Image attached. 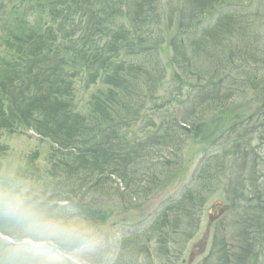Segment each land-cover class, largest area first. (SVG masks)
I'll return each mask as SVG.
<instances>
[{"label":"rangeland","instance_id":"obj_1","mask_svg":"<svg viewBox=\"0 0 264 264\" xmlns=\"http://www.w3.org/2000/svg\"><path fill=\"white\" fill-rule=\"evenodd\" d=\"M87 2L91 6L87 11H92L89 22L66 14L64 6L72 7L73 0H0V60L4 63L0 65V139L7 152L0 159V189L6 176L12 179L9 172L33 164L39 171L28 175L20 187H32L29 194L34 199L40 201L38 190L56 183L62 184L60 194L67 199L73 198L74 189L99 198L93 209L98 216L84 223L102 243L97 251L82 257L86 264H106L110 252L117 264H264V60H255L264 55V48L260 39L251 40V47L245 44L254 36L252 28H263L264 0H225L214 5L204 0H138L127 12L126 0ZM224 3L244 9L250 4L251 12L214 14L195 27L193 18L204 19ZM198 5L202 10L193 12ZM88 30L96 37L85 44L103 49L104 54L98 59V50L92 51L88 65L93 71L79 79V83L86 80V85L76 87L77 100L86 103L98 92L108 95L106 106H97L103 115L95 117L107 115L112 121L101 126L97 135L105 138L102 147L107 153L119 158L113 161L124 167L123 178L96 165L103 162L108 167L110 161L83 155L79 159L70 146L51 156L50 143L29 132L33 128L46 134L52 123L49 133L54 137L56 128L62 126L53 121L62 103L48 94L44 97L42 91L51 77L50 66L67 70L78 66L72 58L73 39ZM26 36L31 38L25 44L19 41ZM18 47L20 55L27 51L29 56L25 73H18L21 69L14 66ZM242 62L243 69L232 70L231 66ZM132 77L139 79V87L113 81ZM23 79H31L32 87L23 85ZM113 91L117 95H111ZM138 94L143 102L179 111L172 118L186 126L194 124L195 131L170 142L175 130L170 124L153 138L147 126L141 128L128 119L127 110L158 128L147 113L132 105ZM136 104L141 106V102ZM164 145L169 148L164 157L171 158L169 164H161ZM248 146L254 150L246 151ZM216 147L218 165L212 158L205 159L192 177L203 152ZM51 163L62 173L42 184V172ZM122 180L129 185L137 181L139 187L140 181L150 180L151 185L137 195L126 188L123 192ZM103 182L108 191L96 192L94 184ZM6 183L7 188L17 181ZM179 192V208L167 210ZM59 211L76 218L77 210ZM103 211L104 217L98 219ZM10 225L19 227L12 221ZM127 227L137 231L123 240L117 232L128 233ZM173 229L178 232L171 237ZM12 231L14 237L19 236L18 229ZM168 248L173 249L170 257ZM5 252L0 250V258L6 259Z\"/></svg>","mask_w":264,"mask_h":264},{"label":"clouds","instance_id":"obj_2","mask_svg":"<svg viewBox=\"0 0 264 264\" xmlns=\"http://www.w3.org/2000/svg\"><path fill=\"white\" fill-rule=\"evenodd\" d=\"M0 215L19 226L0 264H86L102 240L87 224L35 200L20 186L0 189Z\"/></svg>","mask_w":264,"mask_h":264},{"label":"trees","instance_id":"obj_3","mask_svg":"<svg viewBox=\"0 0 264 264\" xmlns=\"http://www.w3.org/2000/svg\"><path fill=\"white\" fill-rule=\"evenodd\" d=\"M217 1H223L224 2L225 0H210L209 3L214 5ZM236 50L240 51L241 48L239 47ZM225 60H226V62L229 63L228 57H226ZM117 84L125 85V80H121V81L117 82ZM66 87H70V84H67ZM63 90H65V85H63ZM110 94L115 95L116 92L113 91ZM98 104L103 105V103L99 102L96 104V108H97ZM97 112L100 115H103L104 110L102 108H97L95 111L96 115H97ZM85 116L75 117L74 120L71 121L72 124H71L70 128L68 129V133H67L68 139L76 137L81 143L85 142L89 138L92 139V142L90 141V142L83 144V146H85V148L87 150L85 152H83L82 154H81V152H78L76 157L81 159V157H82L81 155H83V158L86 156V157H89L90 159H92L94 161H110L112 163V165L108 166V167H106V164L103 162L96 163V165L101 166V168L106 169V171H109V172L115 174L117 177H120V178L123 177V175H122L123 170H121L119 167L120 164L116 161H113V160H118L119 158L112 156V155H109L107 153L108 149H104L102 147V144H103L102 141L105 139V138H103V136H99L100 137L99 141L97 139V134H98L99 128H101V126H103L104 124L106 126L109 125L112 121L111 117L106 115L103 119L99 117V118H95L93 120V119H85ZM78 131H79V133H77ZM80 145L81 144H79L78 146L80 147ZM127 183L125 184L126 191L127 192H136L137 195H139L141 193L140 191L145 189L147 186L151 185V182H148V183L142 184L139 188H137L135 186H129V185H127ZM103 185H105V183L97 184L96 187H97V189H100ZM85 210L90 212L87 209H85Z\"/></svg>","mask_w":264,"mask_h":264}]
</instances>
